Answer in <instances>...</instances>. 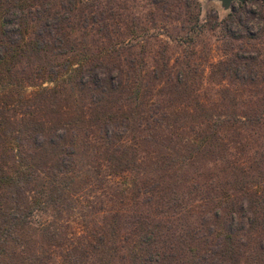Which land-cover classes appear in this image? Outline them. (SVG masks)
Here are the masks:
<instances>
[{
	"label": "trees",
	"instance_id": "trees-1",
	"mask_svg": "<svg viewBox=\"0 0 264 264\" xmlns=\"http://www.w3.org/2000/svg\"><path fill=\"white\" fill-rule=\"evenodd\" d=\"M200 15L0 0V264H264V0Z\"/></svg>",
	"mask_w": 264,
	"mask_h": 264
},
{
	"label": "rangeland",
	"instance_id": "rangeland-1",
	"mask_svg": "<svg viewBox=\"0 0 264 264\" xmlns=\"http://www.w3.org/2000/svg\"><path fill=\"white\" fill-rule=\"evenodd\" d=\"M237 4L239 3L232 4V7L236 8ZM200 7H201V15H200L201 22H204L208 14H212V15L216 14L218 19L222 20L230 12V10L228 11L222 10L220 3L216 1L200 0ZM252 26L256 27L255 24H253ZM44 86H47V84ZM31 90L32 89H28V91Z\"/></svg>",
	"mask_w": 264,
	"mask_h": 264
},
{
	"label": "water",
	"instance_id": "water-1",
	"mask_svg": "<svg viewBox=\"0 0 264 264\" xmlns=\"http://www.w3.org/2000/svg\"><path fill=\"white\" fill-rule=\"evenodd\" d=\"M209 1L219 2L222 10L224 11L231 10L232 4L234 3H239L241 5L245 3V0H209Z\"/></svg>",
	"mask_w": 264,
	"mask_h": 264
}]
</instances>
